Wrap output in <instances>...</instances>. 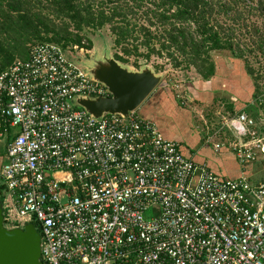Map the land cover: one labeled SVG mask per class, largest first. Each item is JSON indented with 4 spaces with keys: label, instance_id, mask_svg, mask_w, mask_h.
I'll use <instances>...</instances> for the list:
<instances>
[{
    "label": "built area",
    "instance_id": "obj_1",
    "mask_svg": "<svg viewBox=\"0 0 264 264\" xmlns=\"http://www.w3.org/2000/svg\"><path fill=\"white\" fill-rule=\"evenodd\" d=\"M78 97L111 95L56 45L0 73L4 224L37 225L42 264H264V184L184 158L138 110L96 120ZM220 131L239 162L264 156L245 113Z\"/></svg>",
    "mask_w": 264,
    "mask_h": 264
},
{
    "label": "trees",
    "instance_id": "obj_2",
    "mask_svg": "<svg viewBox=\"0 0 264 264\" xmlns=\"http://www.w3.org/2000/svg\"><path fill=\"white\" fill-rule=\"evenodd\" d=\"M253 16L260 26L252 24L244 41L246 17ZM105 28L114 60L129 66L133 59L136 70L140 59H164L208 82L218 69L213 55L228 53L243 63L251 99L264 114L263 92L248 59H264V0H0V73L26 61L37 44L56 45L67 55L75 48L89 51L85 33ZM229 112L233 117L232 106ZM4 194L0 186L1 203Z\"/></svg>",
    "mask_w": 264,
    "mask_h": 264
},
{
    "label": "rangeland",
    "instance_id": "obj_3",
    "mask_svg": "<svg viewBox=\"0 0 264 264\" xmlns=\"http://www.w3.org/2000/svg\"><path fill=\"white\" fill-rule=\"evenodd\" d=\"M246 23L247 29H245V32H241L242 34L245 33L246 35V40L244 41L249 40L248 37L251 35L250 30L252 24L260 26L261 20H258V17L256 16L251 18L246 17ZM85 37L91 44V50L87 51L85 49L75 48L72 52L68 53V56L72 62L74 60L76 64L89 70L92 68V64L95 62V60L99 59L97 56L103 58H111L114 56L115 51L113 49L112 38L110 37V34L106 28L98 32L89 31L85 33ZM85 44H87V42H85ZM241 45L242 48H245L243 44ZM92 55L96 56L92 58ZM248 59L250 61L251 67L254 69L255 76L258 78L259 88L261 92H263L262 97L260 98V102L263 105L264 59L260 55H257V59H254L253 56H249ZM213 60L215 61L216 65H218V69L216 71L215 77H213L208 82L200 81L199 77L193 70H174L164 59H152L149 63H146L140 59L136 62L139 69L143 70L144 68H148L149 70L154 71L156 76L161 77V86L169 88L171 91H173V98L175 102L178 104L180 109L184 110L182 113H185V119L188 122L187 127L189 126L190 121V124H193L192 128L198 127L202 129L201 127H203L204 130H206V136L208 137L207 140H209V138H213L216 141L218 140L226 144L228 142L231 143L233 137L227 135V133H224V131H220L221 118L230 114L227 108V102L232 103L231 97L236 96L233 91H235V82L237 77H243V79H246L248 84L250 83V80L246 77L243 63L241 61L231 59V56L228 53L214 54ZM132 64H134L133 59L130 60L129 66L123 67H127L129 71L135 72L136 69L132 66ZM155 67L158 68V71ZM242 108L243 107H240L239 109ZM247 113L249 112L247 111ZM259 113L260 112H256L257 118H253V120L257 125V129H263L261 120H259L258 117V115L261 114ZM252 114L254 116L255 113ZM202 140H204L203 136ZM213 143L214 142H212L210 144L211 147H209L211 154L212 151H214L212 148ZM4 149L5 143L1 142L0 151L3 152ZM220 156L221 155H219L218 158ZM210 164L214 172H216L215 170L222 171L217 167L216 163L211 162ZM227 168H232V165H228L226 168L224 167V171ZM231 172L240 173L242 171ZM219 174L221 173L219 172ZM253 177L256 179L251 181L254 184L261 181L263 175L261 172L256 171ZM0 186H2L1 180Z\"/></svg>",
    "mask_w": 264,
    "mask_h": 264
},
{
    "label": "water",
    "instance_id": "obj_4",
    "mask_svg": "<svg viewBox=\"0 0 264 264\" xmlns=\"http://www.w3.org/2000/svg\"><path fill=\"white\" fill-rule=\"evenodd\" d=\"M96 55H92L94 58ZM89 70L78 66L90 80L107 88L111 98L88 99L78 97L73 106L84 110L96 120L104 115L127 118L139 110L161 86V77L144 68L129 71L113 57L100 56ZM0 264H42L41 238L32 224L9 229L4 224V207L0 202Z\"/></svg>",
    "mask_w": 264,
    "mask_h": 264
},
{
    "label": "crops",
    "instance_id": "obj_5",
    "mask_svg": "<svg viewBox=\"0 0 264 264\" xmlns=\"http://www.w3.org/2000/svg\"><path fill=\"white\" fill-rule=\"evenodd\" d=\"M236 82L235 91H233L236 96L231 97L232 103L227 102L228 111L229 107L232 106L233 113H235L234 116L239 113H245L252 120L253 118H257L256 112H260L261 114L259 113L260 115H258V117L259 120H261L263 129H257V131L259 132V134L264 136V114L263 110L257 107L251 99L253 93L251 83L248 84L246 79H243V77H237ZM173 94L174 93L173 91H171V89L160 86L155 91L153 96L138 110V114L142 118L154 122L165 139L178 143L181 154L184 158L189 159L198 165H205L215 175L226 179H237L239 177H245L250 183H252V180H256L253 176L256 171H258L262 173L263 178L261 181L254 184H264V156L258 155L257 159L254 162L243 164L236 159L231 149L227 147L230 142L224 144L223 142L218 140L216 141L213 138H209V140H207L208 137L206 136V130H204L203 127H201L203 130L198 127L192 128L193 124H190V121L189 126L187 127L188 122L185 119V113H182L184 112V110L178 107V104L173 98ZM240 107L243 108L239 109ZM257 108H259L260 110H258ZM247 111L249 113H247ZM173 113L175 114V116ZM252 113H255L254 116ZM226 117L231 116L228 114V116ZM226 117L223 116L222 118ZM190 129L192 132L190 131ZM224 133H227V135L231 136L230 133L226 131H224ZM202 136L204 140H202ZM212 142H214L212 144L213 150L216 144H223L224 148L220 151L214 150L211 154V152L209 151V147H211L210 144ZM3 143H5V149L3 152L0 151V171L7 163L6 148L8 141H3ZM217 155L221 156L218 158ZM207 161L210 163H216L217 167L222 171L215 170L216 172H214L211 164ZM228 165H232V168H227L224 171V167L226 168ZM231 171L242 172L237 173ZM219 172L221 174H219Z\"/></svg>",
    "mask_w": 264,
    "mask_h": 264
}]
</instances>
